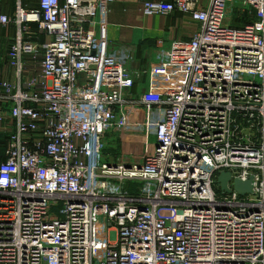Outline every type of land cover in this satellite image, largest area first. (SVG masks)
Returning <instances> with one entry per match:
<instances>
[{
    "label": "built area",
    "instance_id": "1",
    "mask_svg": "<svg viewBox=\"0 0 264 264\" xmlns=\"http://www.w3.org/2000/svg\"><path fill=\"white\" fill-rule=\"evenodd\" d=\"M115 1L38 0L9 18L0 0V28L17 30L0 54V264H264V0H240L254 17L241 28L225 23L233 0L141 2L144 16L200 24L160 41L146 71L96 42L98 7ZM166 76L172 92L153 83ZM141 108L152 154L104 161L107 132Z\"/></svg>",
    "mask_w": 264,
    "mask_h": 264
},
{
    "label": "crops",
    "instance_id": "2",
    "mask_svg": "<svg viewBox=\"0 0 264 264\" xmlns=\"http://www.w3.org/2000/svg\"><path fill=\"white\" fill-rule=\"evenodd\" d=\"M143 1L171 2L172 0H116L112 3H102L98 7L92 26L96 42L104 54L109 53L110 50L128 48L135 58L130 66L140 71L157 66L156 53L160 41H163L165 49H169L172 43L188 42L200 30V24L193 21L189 15L177 11L167 16H144L140 10ZM197 1L199 9H205L210 4V0ZM3 11L7 13L8 10L3 8ZM253 18L241 13L235 24L228 22L227 24L241 28L246 23L252 22ZM146 82L147 77L143 76L138 80L134 91H138L139 85ZM153 83L161 92H172L179 80L170 79L168 76L156 77Z\"/></svg>",
    "mask_w": 264,
    "mask_h": 264
},
{
    "label": "rangeland",
    "instance_id": "3",
    "mask_svg": "<svg viewBox=\"0 0 264 264\" xmlns=\"http://www.w3.org/2000/svg\"><path fill=\"white\" fill-rule=\"evenodd\" d=\"M38 0H3L1 8H7L5 14L13 18L16 8L29 11L37 9ZM5 11V10H4ZM3 11V13H4ZM240 0H233L228 7V17L225 23L235 24L241 14ZM10 30L11 33L9 32ZM17 30L13 24L0 28V54L6 53ZM35 38H32L33 41ZM4 71V70H3ZM5 78H10V73L3 72ZM155 117L152 109L141 108L140 117L131 122L124 130L110 129L102 144V158L106 162L124 161L127 164L142 163L152 154L155 145ZM99 240V234H98Z\"/></svg>",
    "mask_w": 264,
    "mask_h": 264
},
{
    "label": "water",
    "instance_id": "4",
    "mask_svg": "<svg viewBox=\"0 0 264 264\" xmlns=\"http://www.w3.org/2000/svg\"><path fill=\"white\" fill-rule=\"evenodd\" d=\"M231 180V175L229 173H221L217 178V184L221 187V189L227 193H230V189L228 188V183ZM233 189L239 194V195H246L251 194L252 192V180L249 179L246 182H241L235 180L233 182Z\"/></svg>",
    "mask_w": 264,
    "mask_h": 264
}]
</instances>
